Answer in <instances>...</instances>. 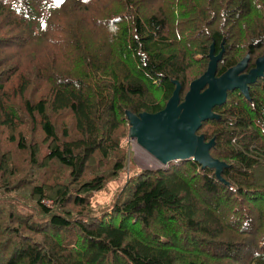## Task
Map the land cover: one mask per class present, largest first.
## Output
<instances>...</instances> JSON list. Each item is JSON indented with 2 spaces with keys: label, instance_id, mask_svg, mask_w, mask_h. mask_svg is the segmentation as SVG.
Listing matches in <instances>:
<instances>
[{
  "label": "trees",
  "instance_id": "trees-1",
  "mask_svg": "<svg viewBox=\"0 0 264 264\" xmlns=\"http://www.w3.org/2000/svg\"><path fill=\"white\" fill-rule=\"evenodd\" d=\"M242 65L219 166L125 177L130 118ZM0 264H264V0H0Z\"/></svg>",
  "mask_w": 264,
  "mask_h": 264
},
{
  "label": "water",
  "instance_id": "water-1",
  "mask_svg": "<svg viewBox=\"0 0 264 264\" xmlns=\"http://www.w3.org/2000/svg\"><path fill=\"white\" fill-rule=\"evenodd\" d=\"M236 67L228 71L223 78L213 79L211 75L206 74L201 76L196 81H193L189 86V91L185 95L183 105L180 109L177 107V98L175 94L168 101L167 106L172 104L177 107V110L171 111L168 115L164 113L165 109L156 115L142 114L137 118H130L131 127L129 128L128 137H135L136 139L147 140L142 146L145 147L149 152L158 156V159L162 163H168L170 161H178L192 158L198 160L202 166H219L216 161H213L207 155V145L204 144L199 137L194 135L199 122L208 116L210 108L215 104H220L224 101L225 91L232 88H244L245 85L254 80L257 75V70L250 72L248 75H239L242 68ZM234 71L238 76L235 81H242L241 86L236 82H230L227 85H223L222 89L218 88L228 74ZM231 77H229L230 79ZM238 79V80H237ZM216 81V82H215ZM208 82V88L212 87V93L209 95H203L198 98L199 90ZM212 83V84H211ZM233 83V84H231ZM221 86V85H220ZM205 89V90H206ZM203 90L202 92H204ZM220 91L223 93H220ZM203 94V93H200ZM219 94V95H218ZM186 111L185 117L181 122L180 117ZM170 116L175 122L176 127H169L163 124L165 127L162 131L155 130V127L166 117ZM145 122V124H143Z\"/></svg>",
  "mask_w": 264,
  "mask_h": 264
},
{
  "label": "rangeland",
  "instance_id": "rangeland-1",
  "mask_svg": "<svg viewBox=\"0 0 264 264\" xmlns=\"http://www.w3.org/2000/svg\"><path fill=\"white\" fill-rule=\"evenodd\" d=\"M229 77H231V78L229 79ZM236 77H240V76H238L234 71H232L223 80H221L222 82H221V84L218 85V88L222 89L223 85H227L230 82H236V84H239L241 86L242 81H240V80L242 78L240 77L241 79L239 78V81H235L234 79H236ZM212 83L214 85V82H212ZM231 84H233V83H231ZM213 85L210 88L206 89L204 92H201V90H199L198 98L203 96V95L211 94L213 92L212 91ZM222 92L220 91V93H222ZM200 93H203V94H200ZM174 110L176 111L177 107L170 104L167 106L164 113L170 115L171 111L173 112ZM175 122H176V120H175ZM164 128L165 127H160L158 129V131H162ZM138 140L139 139H136L135 137L131 136V137H127V139L122 141L126 147V154H127L126 171L129 173V174L125 173L124 174L125 177L132 176L136 172L143 171V170L165 169L167 164L162 163L160 161V159H158L157 155L149 152V150H147L145 147L140 145ZM123 177L124 176L122 175L118 180H121ZM116 184H111L106 192L97 193L93 198V202L101 204V203L108 201L113 189L116 187Z\"/></svg>",
  "mask_w": 264,
  "mask_h": 264
},
{
  "label": "bare ground",
  "instance_id": "bare-ground-1",
  "mask_svg": "<svg viewBox=\"0 0 264 264\" xmlns=\"http://www.w3.org/2000/svg\"><path fill=\"white\" fill-rule=\"evenodd\" d=\"M185 114H186V111H184L183 115L180 117V120L178 122H181V120L184 119L185 117ZM164 122V123H163ZM178 122H174L170 116H166L163 121L160 122V124L158 126L155 127V130H158L160 127H162L163 124H165V126H169V127H173L175 128L176 127V124ZM145 124V122L143 123ZM138 142L140 143V145H143L144 143H147V140H142V139H139Z\"/></svg>",
  "mask_w": 264,
  "mask_h": 264
}]
</instances>
